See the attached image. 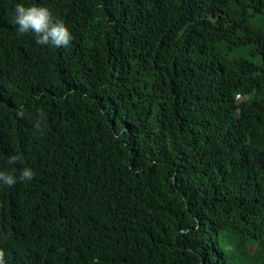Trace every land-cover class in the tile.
Returning a JSON list of instances; mask_svg holds the SVG:
<instances>
[{
	"label": "trees",
	"instance_id": "obj_1",
	"mask_svg": "<svg viewBox=\"0 0 264 264\" xmlns=\"http://www.w3.org/2000/svg\"><path fill=\"white\" fill-rule=\"evenodd\" d=\"M25 167L5 264H264V0H0V170Z\"/></svg>",
	"mask_w": 264,
	"mask_h": 264
},
{
	"label": "clouds",
	"instance_id": "obj_2",
	"mask_svg": "<svg viewBox=\"0 0 264 264\" xmlns=\"http://www.w3.org/2000/svg\"><path fill=\"white\" fill-rule=\"evenodd\" d=\"M14 11V24L17 26V32L20 35L29 32L33 33L35 42L38 45L46 46L51 44L56 48L67 47L73 39L65 23L60 20H55L47 7L26 6L23 3H17ZM16 115L20 119L24 118L25 111L22 105L17 108ZM42 124L46 127L47 117L45 113L40 112L38 113V119L34 125V129L42 131ZM18 161H23V158L18 154L9 157L10 164H15ZM34 176L35 172L27 167L20 171L18 178L11 172L0 170V185L12 187L17 184L18 180L19 182H25L33 179ZM4 255V251L0 249V264H5Z\"/></svg>",
	"mask_w": 264,
	"mask_h": 264
},
{
	"label": "rangeland",
	"instance_id": "obj_3",
	"mask_svg": "<svg viewBox=\"0 0 264 264\" xmlns=\"http://www.w3.org/2000/svg\"><path fill=\"white\" fill-rule=\"evenodd\" d=\"M253 246V244L251 245V247ZM251 251H253V249H251Z\"/></svg>",
	"mask_w": 264,
	"mask_h": 264
}]
</instances>
